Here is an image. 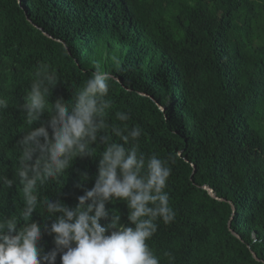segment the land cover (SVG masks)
<instances>
[{
    "label": "trees",
    "instance_id": "16d2710c",
    "mask_svg": "<svg viewBox=\"0 0 264 264\" xmlns=\"http://www.w3.org/2000/svg\"><path fill=\"white\" fill-rule=\"evenodd\" d=\"M97 63L112 76L101 135L123 143L112 124L139 126V150L174 161L164 190L175 219H158L147 241L160 264H169L166 252L175 264H264V0H0V97L9 102L0 111V174L14 176L17 140L29 129L18 109L40 65L56 71L54 103L70 101ZM117 111L130 120H116ZM92 147L94 156L76 158L41 197L75 207L77 185L90 189L98 174L104 144ZM22 207L18 180L0 188V214ZM106 208L102 226L113 210L129 225L125 201ZM39 211L33 221L43 224ZM40 246L50 250L53 238L44 234Z\"/></svg>",
    "mask_w": 264,
    "mask_h": 264
},
{
    "label": "clouds",
    "instance_id": "9594fccd",
    "mask_svg": "<svg viewBox=\"0 0 264 264\" xmlns=\"http://www.w3.org/2000/svg\"><path fill=\"white\" fill-rule=\"evenodd\" d=\"M110 59L118 63L116 56ZM111 79V73L97 63L70 101L60 96L50 103L58 78L50 65H40L18 109L26 114L29 129L17 140L20 155L14 176L0 174V188L11 189L18 180L23 201L18 214H0V264H57L58 256L60 264H160L147 241L157 232L158 219L164 224L175 219L164 190L174 161L156 154L146 157L139 150V126L129 130L112 124V133L123 143L101 135L109 127ZM8 107V100L0 97V111ZM45 113L49 119L34 126ZM115 118L123 123L130 115L117 111ZM98 142L104 144L98 174L90 189L77 185L84 194L75 207L41 197L46 184L62 183L76 158L94 156L92 146ZM82 179H88L87 173ZM117 199L127 203L129 225L122 224L121 214L113 210L110 224L102 226L101 220L110 215L106 205ZM38 209L45 217L43 224L33 221ZM44 234L53 238L54 247L48 251L40 246ZM164 255L175 264L171 253Z\"/></svg>",
    "mask_w": 264,
    "mask_h": 264
},
{
    "label": "water",
    "instance_id": "95a60500",
    "mask_svg": "<svg viewBox=\"0 0 264 264\" xmlns=\"http://www.w3.org/2000/svg\"><path fill=\"white\" fill-rule=\"evenodd\" d=\"M163 109H164V108H162V110H163ZM203 189H205V190L208 192V194H209L212 198H214V199H216V200H221V198H219V197L215 194L214 190H213L212 188H210L209 186L204 185V186H203ZM234 212H235V207L232 205V214H231L230 221H231L232 217L234 216ZM230 221L228 222V226H229V227H230ZM232 233L235 234L233 231H232ZM252 255H253V257L256 259V255H255V253H254L253 251H252Z\"/></svg>",
    "mask_w": 264,
    "mask_h": 264
}]
</instances>
